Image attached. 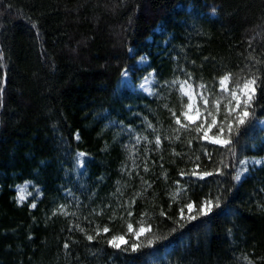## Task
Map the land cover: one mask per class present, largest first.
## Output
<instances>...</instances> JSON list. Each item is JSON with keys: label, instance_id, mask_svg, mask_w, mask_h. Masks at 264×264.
<instances>
[{"label": "trees", "instance_id": "16d2710c", "mask_svg": "<svg viewBox=\"0 0 264 264\" xmlns=\"http://www.w3.org/2000/svg\"><path fill=\"white\" fill-rule=\"evenodd\" d=\"M142 56L153 98L119 87ZM224 76L264 80V0H0V264H264V167L235 181L242 159L264 155V97L244 125L227 119L225 146L173 116L184 105L174 81L218 100ZM78 152L89 158L82 189ZM197 164L212 173L199 184ZM205 200L207 216L180 219ZM129 223L150 228L136 253L107 243L134 241Z\"/></svg>", "mask_w": 264, "mask_h": 264}, {"label": "rangeland", "instance_id": "374dc122", "mask_svg": "<svg viewBox=\"0 0 264 264\" xmlns=\"http://www.w3.org/2000/svg\"><path fill=\"white\" fill-rule=\"evenodd\" d=\"M136 69H126L125 71L122 72L121 77H120V82H119V87L121 89H126L132 93H136V94H142L148 98H153L156 93H157V86H158V82L157 79L155 77L154 72H143L141 73L143 70L147 69L149 66V59L146 56H142L140 57L136 63H135ZM138 70L141 71L138 74ZM224 77H228V79L225 81L224 85L220 84V80L223 78H220L217 82V92H219L221 94L219 100L220 103V107L219 109L216 108V101L214 100L212 95H211V89L212 88H208L204 85H195L191 80H176L173 82V85L177 86L178 88V92L180 97L182 98V100L184 101V105L182 107V112H181V124L182 126H187V125H193L196 126V124H205L206 123H210L212 116L215 115V118L217 120V125L213 126L209 132L208 135L210 137H213L214 139H226L225 138V133L224 134H220L218 132V128L220 126H224V121L223 122H219V118L220 119H224L225 118H229L230 116H236V113L233 112L232 114L228 113V104L230 103L229 97L232 91H239V89H237L236 84H232L230 81V77L229 76H224ZM241 84V88H242ZM192 93L193 95V100L192 102L195 105V109L199 110V114L197 115V120H196V124L191 123L190 121L187 120V118L185 117L184 113L190 111L187 108V104L189 103V99H188V93ZM204 98H208L211 100V104L209 105V109H211L212 114H209V111L204 107L203 105V99ZM193 114L196 115L195 110H192ZM113 125V126H112ZM256 127L257 129L263 130L264 131V118L259 119L256 122ZM103 127V131L107 132L109 131L111 128L116 129L117 133L116 136L121 137H128L132 140H137L138 138V132L137 129L135 127H131V126H127V125H123V124H112V123H104ZM198 134H200V138L202 142H205L207 144H211V145H216V146H225L223 144H214L212 143V140H204L203 139V135L201 132H197ZM263 141H264V137H263ZM88 156L85 155L82 152H78L75 154L74 157V163H75V171H74V178L75 181L77 183V185H75L77 189H82V187L80 186H84L85 185V173H84V169H85V162L88 160ZM243 161V163H242ZM260 167H264V155L261 157H250V158H244L242 159L239 163L238 166L235 170V181L236 184H240L242 180H244L245 177L249 176L250 173L252 172V170L260 168ZM194 178V177H193ZM197 179V178H195ZM80 185V186H79ZM16 189V187L14 188ZM63 195H66L67 199L69 200H74V194L72 192V190H67L65 189L63 191ZM26 197V194L24 192L23 188H19L17 189V194H16V200L18 202L24 201ZM60 208V206L58 207V209ZM57 209V210H58ZM187 214V210H186V214ZM146 233V232H145ZM144 233V234H145ZM143 234V235H144ZM123 245V243L121 242V246Z\"/></svg>", "mask_w": 264, "mask_h": 264}, {"label": "snow or ice", "instance_id": "6c2138e0", "mask_svg": "<svg viewBox=\"0 0 264 264\" xmlns=\"http://www.w3.org/2000/svg\"><path fill=\"white\" fill-rule=\"evenodd\" d=\"M227 79H228V77H223L220 80V84L224 85V83ZM235 83H236L237 89H239V91H232L231 92L230 97H229L230 103L228 104V113L232 114L233 112H235L236 113L235 123H238L239 125H244L245 124V118H247L249 116L250 106L252 103L255 102L257 90H259L260 96L264 97V80L258 81L257 78L253 77L252 79L244 81L242 88H241V82L240 81H235ZM2 92H3V89H0V93H2ZM188 99H189V103L187 104V108L190 111L185 112L184 115L188 121H190L193 124H196L197 115L199 114V110L195 109V105L192 102L193 95L190 92L188 93ZM210 104H211L210 99H208V98L203 99L204 107L209 111V114H212L211 109H209ZM219 107H220V103H219V100H217L216 101V108L219 109ZM192 110H195L196 115L193 114ZM173 116L175 118V123L177 125L181 124L180 117L177 116L175 113H173ZM215 125H217V120L215 118V115H213L210 123H206V126H205V124H196L195 131L201 132L204 140H212V143H214V144L227 145V144L231 143V141L228 139H214L213 137H210L208 135L209 130ZM232 127H233V124L228 123L227 118H225V125L220 126L218 128V132L220 134H224L225 131L230 133L232 130ZM157 143H159V139L157 140ZM197 159L199 160L200 158L197 157ZM242 163H243V161H242ZM199 168H200V165L197 164L196 167L190 173V178L191 177L198 178L196 181L197 184H199V181H203L205 177L212 176V173L209 171H202V172L197 171V169H199ZM184 175H186V173L182 171L181 176H184ZM36 206H37L36 204L31 205L32 208H36ZM186 210H187L188 215L185 218V206H182L179 208L180 219L181 220L186 219L187 221H194L197 219L196 213H200L204 216H207L211 212V206L207 200H205L203 202V204H199V205L192 203V202H189L186 204ZM127 215H129V216L132 215L131 210L128 211ZM165 215H166V213L164 211L160 212L161 217H164ZM149 230H150V228H146L144 226H141L138 231H134L133 225L131 223H129L128 224V232L132 236L135 237L134 241L129 243V240L125 239V236L114 235L111 237V239L107 240V243L109 246H111L114 249H121V242H122L124 245H128V247L123 248L121 250H123L125 252L130 251L132 253H136V252H138V250L141 247V245L139 244V240H140L141 236L146 231H149ZM173 230H175V229H173ZM103 232L108 233L109 228L104 227ZM97 234H99V232H97ZM87 239L89 241H92L93 236L88 235ZM149 243H152V242L149 241ZM169 243H171V241ZM65 247L67 248L68 245L65 244Z\"/></svg>", "mask_w": 264, "mask_h": 264}]
</instances>
